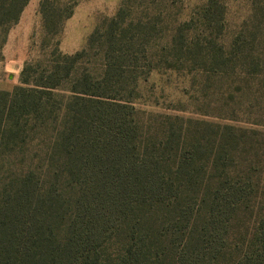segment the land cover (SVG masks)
I'll use <instances>...</instances> for the list:
<instances>
[{
  "label": "trees",
  "instance_id": "16d2710c",
  "mask_svg": "<svg viewBox=\"0 0 264 264\" xmlns=\"http://www.w3.org/2000/svg\"><path fill=\"white\" fill-rule=\"evenodd\" d=\"M29 2L0 0V62ZM204 12L208 35L180 26L165 67L180 53L230 64L222 0ZM40 13L55 37L73 11L42 0ZM144 26L120 10L87 49L57 43L0 91V264H264V134L137 109L142 69L162 65L143 64ZM92 51L98 73L83 66Z\"/></svg>",
  "mask_w": 264,
  "mask_h": 264
},
{
  "label": "rangeland",
  "instance_id": "374dc122",
  "mask_svg": "<svg viewBox=\"0 0 264 264\" xmlns=\"http://www.w3.org/2000/svg\"><path fill=\"white\" fill-rule=\"evenodd\" d=\"M41 1L30 0L20 21L7 35L0 62V91L12 92L20 86L25 65L46 60L57 43L65 55L87 49L90 37L98 29L103 36L105 26L120 10L127 23L145 24L148 52L142 51L140 55L143 64L151 59L159 66L166 59L176 58L169 45L177 29L186 23L190 27L184 32L185 37L200 35L204 39L208 35L202 24L208 0H51L73 11L55 37L44 29ZM222 3L223 32L217 41L230 64L214 72L209 67L186 63L190 56L180 53L183 58L176 69L160 65L148 75L149 68L145 67L134 104L147 113L198 119L264 134V0H222ZM134 31L131 28L129 32ZM203 56L204 52L191 55L196 60ZM98 58L97 52L92 51L83 66L98 73L101 69ZM142 118L148 120L150 116ZM249 222L246 220L244 225Z\"/></svg>",
  "mask_w": 264,
  "mask_h": 264
}]
</instances>
